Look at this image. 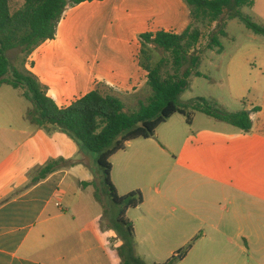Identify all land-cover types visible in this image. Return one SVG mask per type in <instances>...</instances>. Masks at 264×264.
Masks as SVG:
<instances>
[{"label": "crops", "instance_id": "1", "mask_svg": "<svg viewBox=\"0 0 264 264\" xmlns=\"http://www.w3.org/2000/svg\"><path fill=\"white\" fill-rule=\"evenodd\" d=\"M190 22L184 0L69 5L55 37L31 53L26 68L60 108L99 83L133 94L148 80L140 64L141 35L181 34ZM243 110L251 115L249 131L210 116L197 119L200 112L188 124L176 113L153 137L132 140L111 158L118 194L143 195L142 204L126 213L137 259L161 264L198 237L175 264H264L250 254L264 253V104ZM27 112L19 118L26 120ZM18 137L13 150L0 154V264H123L125 234L107 226L90 191L95 157L66 133L31 122ZM57 159L72 164L31 183L39 167ZM72 187L90 191L89 199L65 207Z\"/></svg>", "mask_w": 264, "mask_h": 264}, {"label": "trees", "instance_id": "2", "mask_svg": "<svg viewBox=\"0 0 264 264\" xmlns=\"http://www.w3.org/2000/svg\"><path fill=\"white\" fill-rule=\"evenodd\" d=\"M85 1L92 0H0V87L8 84L23 89L24 96L33 103L27 114L33 125L66 133L82 151L95 157L103 172L109 198L120 207L117 220L125 227L123 264H139L140 260L132 255L135 230L126 213L142 204L143 195L140 190L122 196L118 194L111 179V158L124 150L128 142L153 137L157 128L176 113L184 115L188 124L200 112L241 130H251L252 119L247 110L229 112L204 97L181 105L179 98L190 88L192 76L203 75L199 69L204 50L222 51L220 38L227 35L228 18H238L260 35H264V24L255 23L242 11L245 7H253L255 0H184L191 15V23L184 32L158 31L140 37V64L148 72L147 83L141 92L119 94L99 83L70 106L60 108L48 96L47 86L26 68V62L37 47L55 37L67 7ZM214 23L207 44L204 48L199 47L202 25ZM11 51L14 52L12 56L9 55ZM157 51L163 55L154 59ZM143 90L145 93L147 90V98L141 95ZM131 103L137 104V108L132 110ZM71 164L64 159L50 160L31 176V183L36 184L63 165ZM197 238L181 248L178 254L185 256ZM177 259L173 255L161 264H175Z\"/></svg>", "mask_w": 264, "mask_h": 264}, {"label": "rangeland", "instance_id": "3", "mask_svg": "<svg viewBox=\"0 0 264 264\" xmlns=\"http://www.w3.org/2000/svg\"><path fill=\"white\" fill-rule=\"evenodd\" d=\"M242 11L255 23L264 24V0H255L253 7H245ZM226 23L227 35L220 38L222 51L204 50L199 69L203 75L190 78V88L179 98L181 105H186L197 97L212 100L229 112L241 111L250 103L256 106L264 104V35L254 33L238 18H228ZM215 25H202L203 37L199 47H205ZM198 26L200 27V24ZM162 55L157 51L154 59ZM140 90L136 93L141 92ZM145 91L146 93L143 90L141 95L147 98L148 93ZM22 92L23 89L10 85L4 86L0 91V154L15 148L20 141L19 130L23 125L30 123L28 118H19L21 111L33 108L30 100L20 96ZM131 106L132 110L137 108L135 103H131ZM27 114L28 112L26 117ZM208 118L204 113L197 114V119ZM94 172L96 184L94 191H90L100 200L98 209L105 213L104 221L108 227L116 226L118 231L124 233L125 227L117 220L120 207L110 200L103 172L97 164ZM90 191L80 192L72 187L62 201L63 206L67 207L68 203L71 205L76 198L86 201ZM83 201L76 205L81 207ZM250 254L257 260L264 261V253L252 251ZM178 261L177 259L176 262ZM139 264L146 263L140 261Z\"/></svg>", "mask_w": 264, "mask_h": 264}, {"label": "water", "instance_id": "4", "mask_svg": "<svg viewBox=\"0 0 264 264\" xmlns=\"http://www.w3.org/2000/svg\"><path fill=\"white\" fill-rule=\"evenodd\" d=\"M178 257H179V258H181V257H182V255H181V254H179V255H178Z\"/></svg>", "mask_w": 264, "mask_h": 264}]
</instances>
